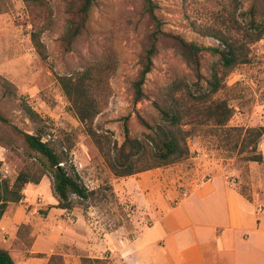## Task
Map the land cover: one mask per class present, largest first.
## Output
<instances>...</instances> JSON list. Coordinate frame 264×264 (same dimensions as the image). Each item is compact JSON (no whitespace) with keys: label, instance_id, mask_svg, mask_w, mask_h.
<instances>
[{"label":"rangeland","instance_id":"1","mask_svg":"<svg viewBox=\"0 0 264 264\" xmlns=\"http://www.w3.org/2000/svg\"><path fill=\"white\" fill-rule=\"evenodd\" d=\"M154 1L164 31L204 46L220 45L213 34L223 28L225 18L235 8L236 18L243 24L253 8L259 18H264V0ZM48 3L52 15L49 29L42 34L47 54L43 59L31 42L27 3L0 0V172L14 180L18 170L36 157L26 145L23 133L35 135L41 131L56 150L68 154L72 162L68 166L73 165L84 186L96 194L84 201L72 196V209H59L52 178L47 176L39 185H27L24 200L9 205L7 212L20 219L26 211L34 213V227L41 230L48 224L50 213L55 214L59 230L73 228L68 232L82 246L65 245L57 253L64 264H83L87 255L84 249L93 250L106 232L123 228L126 237H133L204 181L213 179L217 186L225 182L249 196L255 210L257 207L264 211V138L258 145L262 162L247 161L249 152H239L241 142L233 131L264 126V37L250 46V63L231 71L222 69L218 55L205 52L202 80L196 79L174 49L161 46L144 86L147 98L135 103L133 83L139 77L141 56L155 28L151 18L143 13V1L96 0L87 32L73 43L70 52H65L60 44L67 18L65 5L62 0ZM105 65L111 68L103 73L99 97L103 109L92 127L103 139L105 154L110 150L113 155L126 139L125 117L130 118L129 138L139 141L150 152L156 146L152 141L159 129L167 124L154 103L171 111L174 90L189 87L198 90V94L207 92L212 74L218 70L219 91L203 104L199 113L191 112L184 119L182 128L190 133L186 143L191 157L132 176H115L59 84V77ZM5 80L10 84L5 85ZM23 101L40 115L42 122L31 120L22 107ZM223 102L231 108L232 115L221 127L208 119L207 111ZM139 115L152 129L141 124ZM193 204H199L198 196ZM181 211L187 212V207ZM79 227V236L70 231ZM32 234L29 225L12 227L5 234L6 241L0 240V246L22 264L34 255ZM86 264L99 263L92 260Z\"/></svg>","mask_w":264,"mask_h":264},{"label":"trees","instance_id":"2","mask_svg":"<svg viewBox=\"0 0 264 264\" xmlns=\"http://www.w3.org/2000/svg\"><path fill=\"white\" fill-rule=\"evenodd\" d=\"M29 8L32 31L31 42L39 55L47 58L42 34L48 30L51 22V8L48 0H24ZM96 0H62L65 5L66 23L60 38L61 47L65 52H70L73 43L87 32V23L90 11ZM143 13L149 16L154 24V30L150 34V43L141 56V71L137 80L133 83L134 101L139 103L146 99L144 86L147 76L154 67V59L160 47L165 46L174 49L182 58L188 68L193 72L197 80H202V57L205 52L218 55L220 66L224 71H231L235 67L248 64L250 58V46L256 44L264 37V18H259L255 8L248 13L247 23L243 24L236 18L237 8L230 11L223 22V28L213 34L220 42L219 46H204L188 41L181 36L168 33L163 30V22L157 15L158 4L154 0H142ZM110 65L89 67L82 72L71 76L59 77L64 94L70 101L78 119L86 125L87 131L93 141L105 154L103 139L93 130L92 124L101 113L103 106L99 99L103 83V73L109 71ZM10 83L5 80V85ZM207 92L197 93L198 90L186 89L174 90L172 96L173 108L171 111L163 109L154 103L159 110L166 125L159 129L156 140H151L156 146L148 148L139 141L129 138V116L124 119L125 142L119 151L113 155L108 151L106 162L117 177H128L180 162L191 157V150L186 143V135L189 132L183 130L184 119L191 112L199 113L203 104L209 101L221 87V78L218 70H214L212 80L209 81ZM22 107L34 122H42L40 115L26 102ZM205 109V108H204ZM195 113V114H196ZM208 119L224 127L231 118V108L226 103L216 104L207 111ZM139 121L144 126L152 129L151 125L140 115ZM230 131V130H229ZM240 140L241 153L248 151L247 161L262 162L263 156L258 152V145L264 138V126L251 129H234ZM187 133V134H186ZM28 148L35 153L33 161L25 163L11 180L0 172V220L11 204H19L24 198V190L27 185H39L42 180L50 176L52 178V191L58 200L57 208L63 210L72 209L71 197L77 196L82 201L90 200L95 196V191L88 190L75 172L66 152H59L50 140H45L43 132L35 135L23 133ZM150 154V159L148 158ZM148 163V164H147ZM2 162H0V168ZM241 194V193H240ZM242 195V194H241ZM245 197V196H244ZM247 200L251 201L249 196ZM92 261L83 258V264ZM99 264H106L103 260H94ZM0 264H16L10 252L0 246ZM49 264H64L61 256H52Z\"/></svg>","mask_w":264,"mask_h":264},{"label":"crops","instance_id":"3","mask_svg":"<svg viewBox=\"0 0 264 264\" xmlns=\"http://www.w3.org/2000/svg\"><path fill=\"white\" fill-rule=\"evenodd\" d=\"M196 196L199 204L195 205ZM184 207L187 212L182 213ZM22 218L6 211L0 220L1 241H6L5 234L12 227L33 228L34 255L22 264H49L52 256H61L57 252L65 245L82 248L81 241L68 232L71 227L66 232L59 230L55 214L50 213L43 230L34 227V213L26 211ZM263 221L264 211L255 210L252 201L225 182L217 186L211 179L133 237H126L120 228L106 232L93 250L83 249L87 259L106 264H264ZM70 231L77 236L81 233L80 227Z\"/></svg>","mask_w":264,"mask_h":264}]
</instances>
